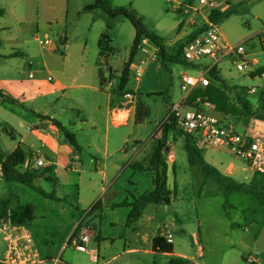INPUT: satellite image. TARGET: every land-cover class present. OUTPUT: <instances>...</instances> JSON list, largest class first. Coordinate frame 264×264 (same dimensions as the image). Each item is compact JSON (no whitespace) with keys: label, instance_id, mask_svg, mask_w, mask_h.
<instances>
[{"label":"crops","instance_id":"obj_1","mask_svg":"<svg viewBox=\"0 0 264 264\" xmlns=\"http://www.w3.org/2000/svg\"><path fill=\"white\" fill-rule=\"evenodd\" d=\"M110 1L115 0H109V6ZM248 1L257 3L264 0ZM94 3L95 0L85 5L81 4L78 9L83 13H90V26L99 25L97 26L98 34H101L102 26L97 20L103 14L98 11L108 15L101 9L83 11L85 6ZM187 4H180L175 10L186 14ZM34 6H36L35 9ZM38 6H41V9H38ZM111 7H124L137 17L140 16L139 11L128 0H118ZM68 15V0H0V131H3L10 139L5 142L1 140L4 150L0 149V157L5 159L15 149L20 148L28 153V157L31 154H38L45 158L47 166L38 170L49 169L50 172L34 179L33 186L36 190L57 198V200H50L42 196L54 203L53 213L65 217L66 231L63 233L66 236L65 240L75 233L82 213L93 207L92 210L95 211L93 216L98 219V223L92 224L94 236L88 244L89 252L84 253L89 254L92 264H108L122 255L125 257L124 261L128 262L126 264H132L131 261H134V264H173L171 258L198 264L193 261V257L177 253L173 243H171L173 245L171 253H158L152 249L153 238L170 233V228L177 222V217L169 218L168 221L165 219V207L170 206L172 200L167 206L149 204L137 222L127 225L130 205L134 199L154 188V172L150 169L148 161L152 148L148 150L146 146L141 145L138 132H135V126L143 125L142 121H137V104L122 106L120 92L106 87L101 88L99 66L96 63H90L83 55L75 57L71 53L76 43L69 32ZM191 16L193 17V14ZM118 17H110V19L116 21ZM253 18L264 24V11H255ZM53 24L60 25L64 30V34H60L63 39L64 55L60 57L54 55L57 44L52 48L47 47V54L54 55L48 64L44 62V59L40 61L36 56L29 55L28 46L32 41L37 42L38 30L41 26L46 25L50 28ZM185 25L192 27L183 37L186 41L196 28L195 22L190 20L186 23L181 21L179 29L184 28ZM256 34L264 35V28ZM45 36L47 38L48 33H45ZM182 39L178 36L175 43H164V46L166 48L173 46ZM109 41L111 42L110 39ZM85 47L86 44L84 49ZM252 60L255 61L252 67L253 72L264 67H254L257 60ZM216 71L221 82L210 80V84L223 89L228 101L239 110L241 106L237 102V97L245 98L251 113L235 115L216 111L210 103L209 106H205L202 101L193 103L220 122L240 130L242 134L264 138V116L258 113L259 110L264 112V104H262L264 88L253 109L245 92L234 85H228L225 78L218 70ZM113 72H115L113 68L108 66L105 70L103 69V77L106 79L110 74L113 75ZM253 72L247 76L257 79L261 86L264 82V74L252 75ZM120 75L121 72L117 76ZM49 77L52 78L51 81L48 80ZM257 88L258 86H252L246 93L256 94ZM196 89L199 88L192 89L190 95ZM197 99L200 98L195 100ZM119 118L125 119L121 122ZM53 120L74 135L75 146L67 142L63 133L53 124ZM240 120L243 121L240 122ZM25 124V132L15 131L12 126L16 125L21 130ZM84 130L88 131V137L82 144L77 133H82ZM174 142L175 139L170 134L166 146L173 154ZM195 144L201 150L205 162L216 168L223 176L234 177L243 174L249 181L252 178L253 175L251 177L248 175L242 161L241 165L239 160L222 158L223 149L202 147L197 140ZM166 156L167 153L164 155L166 188L175 194L176 186L173 189L168 185V173L169 168L175 169L176 157L174 154V160L168 162ZM137 164L141 165V170L133 168ZM24 165H27V160ZM61 173L66 176L64 186H59L61 179L57 176ZM121 177L125 179L123 184L119 185L118 181ZM0 178L4 180L1 166ZM44 183L51 185L49 186L51 193L40 189ZM71 193L75 198L74 202L68 201ZM6 199L9 197H5L0 192V200ZM15 201L19 204L17 200ZM28 206L32 207L34 221L35 206ZM74 207H76L75 212ZM237 219L238 217L235 220ZM180 230L183 231L182 228ZM29 231L33 238L30 228ZM34 243L41 255L46 244L35 240ZM109 247H112L115 255L103 259L102 254L108 256ZM197 250L201 256L202 248L198 246ZM92 255L94 258L91 257ZM157 256L164 259L157 260ZM51 257L47 255L43 258Z\"/></svg>","mask_w":264,"mask_h":264},{"label":"rangeland","instance_id":"obj_2","mask_svg":"<svg viewBox=\"0 0 264 264\" xmlns=\"http://www.w3.org/2000/svg\"><path fill=\"white\" fill-rule=\"evenodd\" d=\"M117 1H110V6H113ZM128 1L139 11L140 16L138 18L141 19L145 28L162 39L163 43H175L178 36L182 39L184 35L190 32L192 29L190 26L185 25L184 28L180 27L179 29L181 21L186 23L193 20L195 30H197L202 20L201 16L194 14L190 8L186 14L175 10L184 3L196 6V0ZM227 1L231 15L219 22V29L223 38L232 45L240 43L247 59L257 60L254 67L264 66V35L256 34L264 28V24L253 18L255 11H264V1L257 3H250L248 0ZM68 2L67 25L71 37L76 43L71 51L73 56L83 55L90 63H96L102 69L111 66L115 71L113 75H119L123 64L127 61L132 45L134 29L131 23L123 17H118L116 21H112L102 11H98L103 14L97 20L102 26L100 28L101 34H98L97 26L99 25L90 26V13H83L78 9L81 4L85 5L92 0H68ZM38 9H41V6H38ZM38 31L37 42L32 41L28 46L30 48L29 55L36 56L40 61L44 59V62L48 64L54 55L59 57L64 55L63 48L59 44L60 34H64L60 25L53 24L50 28L44 25ZM45 33H48V38L53 41V45L57 44L54 55H48L47 47L38 43V40L43 41L46 38ZM105 37L104 46H111L113 51L103 50L105 55L99 56L101 49L98 46V41ZM109 39L111 42L108 41ZM184 41L185 38L173 46H168L169 55H176L182 49ZM84 44H86L85 49ZM236 60L238 59L233 57L225 58L215 64V68L225 78L228 85H234L245 92L246 98L254 109L263 92L264 82L259 86L257 79L248 77L246 73L237 72L235 69ZM210 63V61L203 59L197 64L198 66H190L182 58L177 62L166 61L164 63L159 59V52L157 51V59L145 65L143 76L139 81L133 77L128 79L124 90L134 95L135 104H138L142 110L140 115H142L143 125L134 127L135 132H138L141 145L146 146L148 150L153 147L160 136L161 124L173 106L186 94L187 91L181 89V76L183 74L195 76L201 68H206ZM252 86H258L257 93L247 94L246 91ZM258 113L264 116V112L259 110ZM242 121L240 120V122ZM12 126L15 131L25 132L26 124L21 130L16 125ZM237 131L241 132L238 129ZM155 134H157L156 137ZM172 135L175 139L172 151L176 158L175 169L169 168L168 185L173 189L176 186V190L171 205L165 207V219L168 221L169 218L177 217L176 224L170 228L172 243L176 252L193 257V261L198 264H264V206L246 193L235 191L223 193L219 185L210 180H205L199 167L190 166L187 162L184 136L177 133ZM77 136L80 143L84 144L87 141L88 131L84 130L82 133H77ZM0 137V149L4 150L2 141L5 142V140L10 139L3 131H0ZM221 149L224 150L221 153L222 158L239 160L242 165V160L234 156L228 148ZM244 164V168L251 177L253 173L250 171V167L246 163ZM27 167L31 169L27 163L19 171L24 172ZM64 175L61 173L57 176L61 179L59 186H64V177H66ZM230 178L240 183L249 182V179H246L243 174ZM124 179L121 177L118 184H123ZM0 186H3L0 187V192L5 197H9V210L16 207L17 202L15 200L20 205L35 206V220L30 224L33 238L39 243L42 241L46 244V248L41 252L42 257L57 256L63 241L66 239V236L63 235L66 231V222L64 216L53 213L52 205L54 203L44 199L37 191L19 183H6L0 178ZM49 186H51L49 183H44L40 189L51 193ZM68 201H75L72 193L69 194ZM75 208H73L74 212ZM94 212L92 210L87 221L97 225L98 219L93 216ZM57 218L59 219L57 220ZM181 228L183 229L182 232ZM116 242L118 243V241ZM198 246L202 248L201 256L198 254ZM4 251L5 246L0 236V258ZM107 252H109L108 256L102 254L103 259L115 255L112 247H109ZM124 258L123 255L118 256L108 264L128 263L124 261ZM156 258L157 260L164 259L161 256ZM61 260L64 264H92L89 254L77 252L72 246L67 247L62 252ZM171 260L173 264H191L179 258H171ZM252 260L255 261L252 262ZM130 263L134 264V261Z\"/></svg>","mask_w":264,"mask_h":264},{"label":"built area","instance_id":"obj_3","mask_svg":"<svg viewBox=\"0 0 264 264\" xmlns=\"http://www.w3.org/2000/svg\"><path fill=\"white\" fill-rule=\"evenodd\" d=\"M196 2V6L188 4L187 8H190L194 14L201 16L202 20L197 28L200 33L185 42L182 49V59L190 66H198L197 64L203 59L211 63L206 68H201L195 76L189 74L181 76V89L187 92L173 106L167 117L170 116L176 130L182 132V134L192 136L202 147L228 148L234 156L246 163L253 172L264 175V138L239 133L232 125L221 123L195 105L202 101L200 99L195 100V104H188V97L192 89L204 88L210 84L208 71L215 68V64L219 61L228 57L236 58L238 59L235 62L236 71L247 75L253 72L252 67L255 64L254 60L247 59L240 43L236 45L229 44L220 32L219 23H212L209 20L211 12L223 13L227 11L229 8L228 1L196 0ZM38 43L48 48L53 47V41L48 37L43 41L38 40ZM59 44L63 47L62 37H59ZM157 51L158 48L150 40L142 37L130 63L129 76L139 81L143 76L145 65L157 59ZM120 76L110 74L106 78L105 87L109 90L117 89ZM48 80L51 81L52 78L49 77ZM252 91L254 90L252 89ZM120 94L123 102L122 106L135 105V97L132 93L123 90ZM204 105L209 106V103L204 102ZM124 119L119 118V121L122 122ZM166 159L168 162H172L174 154L168 151ZM27 163L31 169H41L47 166L45 158L38 154H31L27 158ZM92 208L82 213L75 233L63 241L58 255L51 258L41 257L29 229L25 226H16L10 220L1 221L0 236L5 251L0 258V264H64L61 260V254L69 246H72L77 252L88 253V244L94 236L93 225L87 221ZM163 237L168 243H172V236L169 232ZM91 257L94 258V255ZM254 261L252 260V262Z\"/></svg>","mask_w":264,"mask_h":264},{"label":"trees","instance_id":"obj_4","mask_svg":"<svg viewBox=\"0 0 264 264\" xmlns=\"http://www.w3.org/2000/svg\"><path fill=\"white\" fill-rule=\"evenodd\" d=\"M95 9L103 10L109 17L115 18L122 16L127 19L134 31V39L129 50V56L127 61L123 64L121 76L119 79V85L117 87L118 92L124 90V87L129 78V67L130 63L133 60V57L136 52L137 45L142 37L150 40L157 48L159 52V59L162 62H177L182 58V49L185 42L188 39H191L200 33V30H196L188 36V39L184 42L182 49L176 53V55H169L167 48L164 46L163 40L160 39L157 35L147 30L143 25L140 18L135 14L124 7H111L109 6V0H95V3L92 5H87L83 8V11H92ZM231 15L230 9L227 11L220 12H211L209 14V20L212 23H219L222 20L228 18ZM106 37L98 41V46L100 47L99 56H104V51L112 52L113 48L104 46ZM109 41V40H108ZM104 46V48H103ZM183 60V59H182ZM99 81L101 88L105 87L106 79L103 77V69L99 67ZM105 70V69H104ZM264 74V67L257 69L253 72L252 75H262ZM209 79L220 81L221 79L215 68H212L208 71ZM196 98L202 99V102H207L213 105L214 109L219 112L231 113V114H240L245 113L249 114L250 108L248 102L245 98L238 96L237 102L241 106V110L237 109L233 104L228 101L227 96L225 95L223 89L217 88L212 84H209L207 87L196 89L188 98V104L192 105ZM199 107L198 105H196ZM142 110L137 104L136 114L137 121H142V115L140 113ZM53 124L63 133L64 138L69 144L75 146L74 135L69 133L61 124L53 120ZM177 133L182 134V132L175 129L172 119L167 117V119L162 123L160 127V136L156 140L155 144L152 147L151 153L148 156L150 169L154 172L153 178V190L149 192L142 193L137 198L134 199L130 205V212L127 217V225L130 226L137 222L142 216L145 208L149 204H158V205H169L174 192L167 190L166 188V166L164 161V155L168 152L167 141L170 134ZM184 136V148L187 156V162L190 166H198L201 172L202 177L205 180H210L217 185H219L220 190L223 193L231 192H242L246 193L253 198H255L261 205L264 206V175L254 172L252 178L248 183L236 182L228 176H223L216 168L210 166L205 162L202 157V152L197 148L195 144V138L190 135ZM30 156V155H29ZM28 158V153L24 152L22 149H15L7 158L3 159L0 157V166L1 174L5 181L15 182L27 186L35 191H37L41 196L50 200H57L55 196L46 194L40 190H36L33 186L34 179L43 176L50 172L49 169L38 170V169H26L24 172H19L21 166L25 164V161ZM136 170H141V165L137 164L133 166ZM48 179V178H47ZM10 202L9 199L0 200V222L10 220L12 224L16 226H25L27 229L30 228V224L34 219L33 211L31 206H23L17 204L13 210H9ZM152 249L158 253H171L173 251V245L168 243L163 235H157L152 240Z\"/></svg>","mask_w":264,"mask_h":264}]
</instances>
